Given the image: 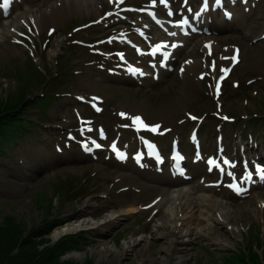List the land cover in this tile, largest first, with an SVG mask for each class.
I'll return each mask as SVG.
<instances>
[{"label": "rangeland", "instance_id": "obj_1", "mask_svg": "<svg viewBox=\"0 0 264 264\" xmlns=\"http://www.w3.org/2000/svg\"><path fill=\"white\" fill-rule=\"evenodd\" d=\"M27 1L28 5L0 27V99L10 98L12 93L13 98L22 94L26 98H34L23 112L25 124L30 128L28 140L19 141L9 156L15 152L22 156L25 154L34 158L35 162L29 163L30 166H22L15 160L10 161L7 154L0 156V264H219L221 261L238 264L230 252H224H235L236 246H243L246 240L255 242L264 239L263 189L256 188L250 196L237 198L226 192L219 194L212 189L195 188L193 191L196 194L224 198L228 203L225 210L222 209L228 213V218H221L217 223L204 221L198 225L188 222L172 228L167 221V209H161L150 219L148 211H137L132 205H125L128 196L126 191H122L125 181L103 173L101 169L106 165L102 162L90 159L79 161L70 155L71 151L64 152L66 157L63 158L65 155L55 153L48 147L47 141L54 129L62 132L66 127L76 126L75 106L82 111L77 121L91 119V123L99 124L100 129H108L115 124L131 125L119 114L118 109L125 104L139 106L138 102L147 101L159 105L177 102L178 111L170 120L165 119L167 125H179V120L185 117V111L201 118L203 124L210 128L214 127V121H218L213 116L225 119L228 113L236 116L249 114L250 117L256 114L258 118H264L263 39L253 45L247 40L240 41L248 50L247 63L233 73L234 77L240 78L241 86L235 89L229 80L225 84L223 96L211 97L202 82L192 80L190 76L186 79L176 76L168 83L136 90L139 92L137 94L133 88L104 80L92 47L87 45L99 39L91 25L72 32L74 26L96 21L105 8L110 9L119 0H79L76 11L67 13L63 20L53 18L45 21L41 32L35 27V18L39 19L45 12L50 16L51 9H56L63 2H73ZM52 22L56 23V28L48 33L45 29ZM262 29L259 25L254 34ZM51 34L53 36L47 46L42 48V41ZM26 35L30 36L29 40L39 39L34 56L37 66L29 54L33 49L24 41V38H28ZM100 44L99 41L95 43L96 46ZM20 63L24 65L18 67ZM28 63L30 70L27 79L40 76L45 84L30 81L29 86L24 84L25 88L19 87L24 82L20 83L19 76L23 70L29 69ZM43 70L44 76L41 73ZM250 78L256 79L248 86L244 81ZM93 80L98 83L104 81L115 87L110 94L112 96L105 98L100 108L88 110L86 105L81 104V98L75 99L74 95L84 93L92 98L102 93L103 89ZM234 123L225 126H250L247 123ZM45 125L52 127L47 128ZM251 127L264 138V122H254ZM35 129L40 131L41 136L32 139L31 132H35ZM24 137L25 134L20 139ZM80 138L88 139L83 135ZM167 141L168 138L162 140L163 143ZM67 172L71 176L77 175L75 178L78 179L71 178ZM82 176L85 180L80 182ZM58 180H61L60 185H55ZM73 185H77L78 189L72 193L73 189L68 190V194L67 189ZM134 195L136 203L154 196L147 193ZM86 200L90 206L84 207ZM53 212L60 213L61 217L68 220L84 217L89 224L86 228L64 233L68 234L64 238L73 239L66 244L69 248L65 251L60 245V252L45 249L47 244L53 246V241L64 235L54 236L56 229L64 227L63 223L51 229V233L47 232L54 217L49 218V221L46 219ZM114 219L116 221L111 223ZM82 230L85 233H81ZM37 232L47 233L40 237L35 235ZM190 237L192 240H189ZM175 242L177 247L187 251L182 260L181 252L173 248ZM253 264H259L257 256H254Z\"/></svg>", "mask_w": 264, "mask_h": 264}, {"label": "bare ground", "instance_id": "obj_2", "mask_svg": "<svg viewBox=\"0 0 264 264\" xmlns=\"http://www.w3.org/2000/svg\"><path fill=\"white\" fill-rule=\"evenodd\" d=\"M83 1V0H81ZM91 0H86V2H90ZM70 4L62 3V5H58V7L55 9H51L50 16L47 15V13H43L39 19L35 18V25L36 28L41 31L44 30L42 27L44 25L45 21H48L50 19H58L63 20L67 13L70 11H76L79 0H70ZM263 6H264V0H263ZM264 16V14H263ZM261 23L262 26H264V20L258 21ZM56 28V23L52 22L48 24L46 27V31H51ZM221 29H228L227 26H222ZM264 32V30H263ZM261 32L260 35L263 33ZM248 50L242 49V61L244 62V57H246ZM264 62V60H263ZM237 67V65L235 66ZM94 83L98 87L102 86L105 91L103 98H107L108 96H112V87L109 85H106L105 83H98V81L93 80ZM100 85V86H99ZM189 94V93H188ZM139 106H132L131 104H125L122 105L123 107L119 108V112L125 114L127 117H129L131 120L136 122L137 124L141 125H158L161 124V121L164 119H170L173 114H175L178 110L177 103L176 102H165L161 105H159L157 102L153 101H147V102H138ZM128 106V107H126ZM136 109V110H135ZM139 117L140 120H136L135 118ZM144 120L147 121H153L152 124L149 123H143ZM166 136V135H165ZM68 143L66 141L59 140L57 141V145H67ZM75 158H87L88 155H85L82 153L81 156L77 155L76 153L71 154ZM35 162L34 158H30L26 156L24 158V163H31L33 164ZM107 167L103 170V173L109 174L110 171H113L108 166H113L111 163H106ZM200 169V166L197 167ZM195 168V169H197ZM122 179L127 180V184L130 185H137L138 187L142 188V191H145L148 194H153L155 192L161 193L163 190L166 191V189L170 186H173V182L168 180L166 177H162L157 180L156 183L150 184L146 183L145 181H141L140 179L136 181L134 176L132 174L125 173L124 170L121 171ZM173 192L169 193V191H166V193L163 194L162 200L158 203V206L164 207L166 206L167 209V221L171 225L172 228H177L179 224H184L191 222L192 225L196 224H202L204 221H211L212 223H217L221 220V218H224L225 220L228 218V213L224 212L225 206L227 205L226 202L223 200H219L218 198H215L213 196H205V195H195L191 191L186 190L185 187H172ZM129 195H133L132 193H129ZM174 195V196H173ZM131 200V199H130ZM84 204L86 206L90 205V202L88 200L84 201ZM224 210H223V209ZM182 212V213H181ZM223 220V219H222ZM116 220L110 221L111 223H114ZM64 227H60L54 231V236H60L64 233L77 231L81 228L88 227V221L84 217L74 218V219H67L66 222L63 225ZM168 226V225H167ZM178 230V229H177ZM176 230V231H177ZM174 231V232H176ZM189 240H192L190 237ZM178 242V239L176 240ZM175 244L173 245V248L177 250L178 252H181V260L185 258L187 251L185 249L177 247ZM172 243V242H171Z\"/></svg>", "mask_w": 264, "mask_h": 264}, {"label": "trees", "instance_id": "obj_3", "mask_svg": "<svg viewBox=\"0 0 264 264\" xmlns=\"http://www.w3.org/2000/svg\"><path fill=\"white\" fill-rule=\"evenodd\" d=\"M35 229L38 230V228H35ZM47 232H48V231H47ZM47 232H45V233H47ZM45 233L37 232L35 235L41 237V235H43V234H45ZM72 241H73L72 238H69V237L64 238V237H63V238H61L60 240H58L56 243H54L53 246H49V244H47V246L45 247V249H47V250L50 251V252H53L54 250L60 252L59 249H58V247H59V245H60V246H62V249H64V251H65V250H67V249L69 248V246L66 245V244H67V243H70V242H72ZM45 249H44V250H45Z\"/></svg>", "mask_w": 264, "mask_h": 264}, {"label": "snow or ice", "instance_id": "obj_4", "mask_svg": "<svg viewBox=\"0 0 264 264\" xmlns=\"http://www.w3.org/2000/svg\"><path fill=\"white\" fill-rule=\"evenodd\" d=\"M160 2L161 3H165L166 4V2H167V0H160ZM169 14H171V13H169ZM233 59H235V57H233ZM221 71L222 72H226V71H228L227 69H221ZM219 87V85H217V88ZM123 115V114H122ZM136 120H140V118L139 117H136L135 118ZM193 119H195V117H193ZM158 127V126H157ZM153 130H155V129H153ZM98 146V145H97ZM225 163H227V161H225ZM258 171H261L262 173H264V170H261V169H257Z\"/></svg>", "mask_w": 264, "mask_h": 264}]
</instances>
